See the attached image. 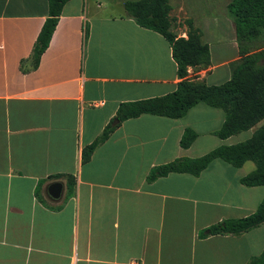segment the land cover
<instances>
[{"label": "crops", "instance_id": "crops-1", "mask_svg": "<svg viewBox=\"0 0 264 264\" xmlns=\"http://www.w3.org/2000/svg\"><path fill=\"white\" fill-rule=\"evenodd\" d=\"M193 1L169 0L178 35L187 37L184 12L210 45L211 64L188 76L224 83L241 58L237 33L218 37L214 57L199 10L217 0ZM124 2L68 0L38 67L24 71L49 0H0V264H247L264 250V223L201 235L257 209L264 186L241 182L254 166L217 158L198 176L147 179L157 165L238 143L215 134L223 109L198 103L181 118L145 113L113 125L120 103L170 93L181 80L169 41ZM109 124L118 125L83 163V148ZM186 128L198 133L188 148ZM55 181L64 184L58 199L48 191Z\"/></svg>", "mask_w": 264, "mask_h": 264}, {"label": "trees", "instance_id": "trees-1", "mask_svg": "<svg viewBox=\"0 0 264 264\" xmlns=\"http://www.w3.org/2000/svg\"><path fill=\"white\" fill-rule=\"evenodd\" d=\"M67 1L49 0L48 16L27 59L30 65L24 71L38 67ZM124 6L139 25L162 34L169 41L181 80L170 93L120 103L116 113L120 123L145 113L181 118L191 107L205 103L224 110L225 121L215 134L225 139L255 127L264 119V45H253L264 39V0H231L228 3V11L235 21L241 58L233 65L231 78L221 84H209L188 76L190 67L199 69L211 64V49L203 41L201 30L194 26L191 19L187 20V37L178 35L174 30L175 20L170 16L172 6L169 0H125ZM116 126L107 125L92 143L83 148V163L90 160L96 147L110 137ZM197 136L194 129L186 128L181 137V146L190 147ZM217 158L235 167H242L249 160L254 161L255 168L243 176L241 182L247 186H264V123L244 141L220 145L198 157H179L157 165L152 168L147 179L154 181L171 173L198 176ZM67 183L72 188L74 176H68ZM263 223L264 199L253 213L223 219L204 229L201 235H237ZM247 264H264V250L260 255L252 257Z\"/></svg>", "mask_w": 264, "mask_h": 264}, {"label": "rangeland", "instance_id": "rangeland-1", "mask_svg": "<svg viewBox=\"0 0 264 264\" xmlns=\"http://www.w3.org/2000/svg\"><path fill=\"white\" fill-rule=\"evenodd\" d=\"M231 0H217L216 4H215V9H211L210 7H206L204 5V7H202L199 11V24L203 23V27H204V23H207L209 26V30H208V37H207V41L212 45V51L214 54V57L217 54V42L219 41L218 37L224 35V32H230V36L233 34V30L236 31L235 28V21H234V17L229 13L228 11V3ZM172 3H177V0H171ZM194 1L191 0V3H193ZM174 14V24L177 25L179 24L178 22V16H176L178 14V9L176 11L173 12ZM186 15H184V12H182V22L181 24H187V20L190 18L185 17ZM205 28V27H204ZM207 35V34H206ZM233 36V35H232ZM238 41V40H237ZM220 42V41H219ZM254 47H258V46H262L264 45V39L261 41H257L255 43H253ZM217 57V56H216ZM226 78H222L220 81L224 82ZM264 123V119L259 122L255 127L246 130V131H242L239 134L235 135V139L237 141H244L247 138L251 137L252 134L254 133L255 129L258 128L260 125H262ZM250 166H254L255 168V162L252 160H249L246 162V168L250 167Z\"/></svg>", "mask_w": 264, "mask_h": 264}, {"label": "water", "instance_id": "water-1", "mask_svg": "<svg viewBox=\"0 0 264 264\" xmlns=\"http://www.w3.org/2000/svg\"><path fill=\"white\" fill-rule=\"evenodd\" d=\"M118 121L119 119L116 118L113 122V125H115ZM63 188H64V184L61 181H55L49 185L48 191L53 198L58 199L62 195Z\"/></svg>", "mask_w": 264, "mask_h": 264}]
</instances>
